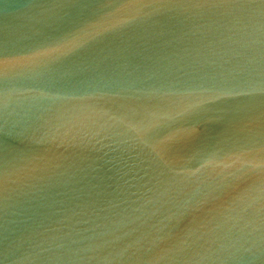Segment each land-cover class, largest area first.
Listing matches in <instances>:
<instances>
[{
    "label": "water",
    "instance_id": "water-1",
    "mask_svg": "<svg viewBox=\"0 0 264 264\" xmlns=\"http://www.w3.org/2000/svg\"><path fill=\"white\" fill-rule=\"evenodd\" d=\"M0 264H264V0H0Z\"/></svg>",
    "mask_w": 264,
    "mask_h": 264
}]
</instances>
